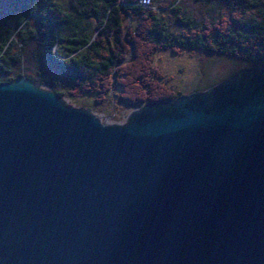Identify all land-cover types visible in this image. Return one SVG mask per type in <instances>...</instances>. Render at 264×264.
Listing matches in <instances>:
<instances>
[{
  "label": "water",
  "instance_id": "obj_1",
  "mask_svg": "<svg viewBox=\"0 0 264 264\" xmlns=\"http://www.w3.org/2000/svg\"><path fill=\"white\" fill-rule=\"evenodd\" d=\"M0 264H264V67L121 122L0 80Z\"/></svg>",
  "mask_w": 264,
  "mask_h": 264
},
{
  "label": "trees",
  "instance_id": "obj_2",
  "mask_svg": "<svg viewBox=\"0 0 264 264\" xmlns=\"http://www.w3.org/2000/svg\"><path fill=\"white\" fill-rule=\"evenodd\" d=\"M139 1L76 0L77 18L94 20L95 32L89 30L87 21L72 36L61 34L63 26L73 23L66 9L58 4L37 8L30 2H22L25 9L22 8L16 20L17 29L8 28L0 36V80L13 78L7 74L12 72L11 65L20 61V53L10 49L16 42L15 33L40 36L37 57L67 77L79 91H94L98 102L106 98L115 80L114 94L127 104L137 106L144 101L177 95L158 84L156 78L160 72L149 60L152 47L181 49L186 46L207 54L253 59L257 64L253 66L264 67L262 0H224L223 11L201 25L180 8L178 0H150L151 6L156 4L173 13V22L181 26L177 32L168 30L163 16L146 9ZM29 13L36 15L34 28L28 27ZM127 14L137 21L134 31L126 38L130 48H134L133 57L123 63L121 59L128 47L121 35ZM33 80L49 84L47 79ZM54 89L66 96L64 91Z\"/></svg>",
  "mask_w": 264,
  "mask_h": 264
},
{
  "label": "rangeland",
  "instance_id": "obj_3",
  "mask_svg": "<svg viewBox=\"0 0 264 264\" xmlns=\"http://www.w3.org/2000/svg\"><path fill=\"white\" fill-rule=\"evenodd\" d=\"M76 0H0V36L6 34L8 28H16V20L22 14V8L25 9L22 2H30L37 8L48 4H58L66 9L72 16V24L62 27L61 34L72 36L79 26L87 25L89 21V30H94V20L77 18L75 2ZM182 10L185 9L187 14L195 17L199 25L207 20H212L223 11L224 0H178ZM127 5V3H125ZM159 12L168 23V30L177 32L181 26L173 22V13L167 11L165 7L152 5L145 7ZM262 9L264 10V0H262ZM28 27L36 26V15L27 14ZM137 18L127 16L124 19V29L122 38L128 49L121 62H129L133 57L134 48L129 45L126 38L129 32L134 31ZM173 23H171V22ZM78 25V26H77ZM16 42L11 51L20 53V61L11 65L12 72L7 76L16 77L17 73L30 78L47 79L49 84H43L49 88L60 89L65 92L66 97L76 105L90 107L93 111L100 114L108 122H121L134 104H127L114 94L116 89V80L106 94V98L98 102L94 91H79L72 86L67 77L61 75L45 61L37 57V47H40V36L32 37L15 33ZM118 38V36H117ZM119 44V43H117ZM152 44V43H151ZM150 61L159 70L160 75L157 79L158 84L165 87V91L172 93H188L197 89L206 88L216 82L228 77L232 73L246 67H252L255 64L253 59L231 56L227 54H207L190 47H181V49H172L168 47L151 48ZM263 67V66H262ZM146 102V101H144ZM143 102V103H144Z\"/></svg>",
  "mask_w": 264,
  "mask_h": 264
},
{
  "label": "built area",
  "instance_id": "obj_4",
  "mask_svg": "<svg viewBox=\"0 0 264 264\" xmlns=\"http://www.w3.org/2000/svg\"><path fill=\"white\" fill-rule=\"evenodd\" d=\"M139 2H140V4H141L143 7H149V6H151V5H150V0H140Z\"/></svg>",
  "mask_w": 264,
  "mask_h": 264
}]
</instances>
